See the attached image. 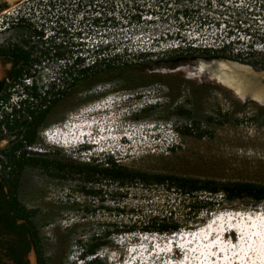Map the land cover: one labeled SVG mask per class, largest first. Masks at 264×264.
Returning a JSON list of instances; mask_svg holds the SVG:
<instances>
[{
	"label": "rangeland",
	"instance_id": "obj_1",
	"mask_svg": "<svg viewBox=\"0 0 264 264\" xmlns=\"http://www.w3.org/2000/svg\"><path fill=\"white\" fill-rule=\"evenodd\" d=\"M51 1L54 2V0H41L38 7L35 5L38 11L35 15L36 18L40 20L47 19L49 15L47 6L49 5L48 2ZM59 1L61 4L56 9H53L52 12L54 14L52 12L51 14L54 18L59 17L64 20V25L60 24L58 26L61 32H63V26L68 27H65L64 30L67 32L65 41L70 50H72L71 46L73 44L83 42L81 39L86 41V39L89 40L90 38H92L94 44L99 42L103 48H108L111 53L124 54L126 52L131 58L133 54L138 52H162L176 46L166 36L174 37L179 34L178 24L170 17L168 21H164L161 18L162 15H170V12L168 13L167 11V8L170 7L166 6L168 3L174 4L172 0H166L167 3L163 0L165 6L161 7V9L159 8L161 4L158 0H137V9L142 12H149V16H145L146 20L143 21L141 19L140 22L129 21L132 13L135 14L130 10L131 5L128 3L130 0H99L103 2V4L100 3L103 7L102 12L105 10L104 13H107L108 17H115L113 24H117V26H110L108 23L103 28L92 27V13L89 11L77 12L75 7H73L75 3L73 0H58V3ZM197 1L205 2V0H194V2ZM216 1L214 0L213 6L217 5ZM258 1L262 2V0ZM221 2H225V4L224 7L219 8L222 12L220 19L228 20L231 28H237L236 23L240 22V20H245L251 25L252 40L249 41V36L246 37L242 31L237 33V30L233 31L235 36H232V38L237 37L241 40V46L239 45L238 49H245L247 45L253 44V51H249V56L244 58L249 59L251 62H259L262 65L261 67H264V53L259 47V44L264 42L262 41L264 39V6L259 11V4L256 5V17H251L246 9H243V6L250 4L252 0H221ZM32 4H27L25 0H21L13 6H9L8 9L2 10L0 12V33L3 34V26L6 24L4 23L2 26L5 12L9 10L11 13L15 12L20 5V12L29 14L30 10H32L31 13H34L35 7L33 8ZM62 4H65L66 7H61ZM113 9L115 11H112ZM110 10L114 13H110ZM152 10H154V13H152ZM169 10L173 12V9ZM83 15L89 22L84 21V24L81 23ZM93 16L97 15L94 14ZM80 28L84 34L78 37ZM188 32H182L181 35L189 40L195 36L193 40L196 42L195 45L199 47L205 45L218 46L220 42L217 38L223 39L227 35L228 29L224 23H221L218 28L211 26L209 29H203V32ZM84 49L87 50V47H84ZM129 58L128 56L127 59ZM164 59L167 61L166 63H162L152 70L147 69L138 73L139 77L151 74L156 75L155 79L147 80L145 83H143V80L140 81L143 87L139 90L109 94L70 113L68 119L72 115L79 113L84 107L100 103V105H104L106 101L109 104L114 103L111 105H113V108H117L109 111L115 112V110H118L117 113L120 118L114 114L110 118L113 120L112 122L115 121L112 126H116L120 133L125 132V129L128 128L133 129L135 128L134 126H139L144 130L143 132L141 131L142 136L139 140H133L132 144L129 142L123 143V146L125 148L130 147V150L123 154L121 160L115 161L120 165L152 173L264 183V105L240 99L233 90L219 83L213 76L200 72L198 70V62L208 63L204 59L177 65L169 62L170 58ZM245 66L251 67L256 72H264L263 68L256 70L251 65ZM57 73L58 65L50 61L38 69L36 80L39 84H45L55 78ZM113 89L116 91L120 87L117 84H102L95 88L97 92L111 91ZM137 92L141 96L139 99ZM86 96L85 91H81L78 99H84ZM111 100L117 101L110 102ZM75 103L76 101H69L61 106L54 114L53 119L63 115ZM156 103L157 107L150 109L152 111L147 114V119L138 120L144 116V110L149 109ZM181 105H186L187 108L193 109L194 115L198 116L199 119L203 120L204 118L205 120L206 116H214L215 120L225 122V124L223 126L217 125L218 123L210 124L209 126L204 124L203 129L208 132L209 137L203 139L181 135L177 131V127L188 124L186 119H181L174 115L166 121V118L172 116L175 108ZM97 117H100V115H97ZM60 126L62 125H53L42 130L39 145L35 146L33 151L41 152L47 148L51 153L62 154L64 159L70 163H93L94 160L90 157L76 155L73 151L63 148L60 144L49 142L46 139L45 133L50 134ZM136 136V139H138V134ZM123 141L125 140L123 139ZM8 144V139L0 141V150L4 149ZM110 147H112V144ZM171 148H173V151H170ZM109 159L115 160L113 157H107L105 160L103 159L104 163L99 164L104 165ZM81 188L99 193V196L88 197L82 193ZM20 197L27 208L39 211L36 217V227L40 232L43 252L45 258L48 259L47 264H87L86 261L94 257L79 258L80 250L75 241L82 238L88 240L93 234L104 231L105 228H100L104 224L125 226L138 224L143 220L146 221L151 216L159 214V208L163 202V196L155 189H143L140 186L128 190L119 189L116 185L109 183L85 186L83 183L74 180H51L40 171L32 170L27 171L23 177ZM258 213L264 214V206L256 209L248 201L234 204L224 203L217 208L216 212L209 216V220H206L205 223L196 228L206 223H211V219L214 220L216 217L222 216L220 222L212 223L213 227L212 225L209 227L210 231L213 228H215V231L220 230L226 224L228 227H241L251 232L256 225H253L252 221V223L250 222L251 216L247 220V218H243V215ZM232 223L235 225H231ZM259 225L264 226L263 224ZM184 232L189 233L192 230H182L180 233ZM235 232L236 230H232L231 232H226V234L233 233L235 237ZM226 234L223 238L227 241L229 239H226ZM141 236L143 237L141 238ZM171 236L141 232L115 235L107 239L110 244L103 247L97 256L104 264H114L116 261H121L125 258L128 245H140L142 243L150 247L151 240L158 242V248L163 251L166 249V241ZM202 239L200 240L202 241ZM187 241L191 242V244H187V246L190 245L191 247L197 243L189 240V238ZM248 243L249 241H247ZM247 244L242 246L240 251H234L227 245V255L231 254L230 260H232L227 264H233L235 262L234 259L241 258V250H246L243 251L244 253L242 252V258H247L251 253L252 255L254 254L252 258L254 256L256 258L254 245H251L252 248H248ZM174 245L176 244L174 243ZM220 247L222 251L225 248L224 244L223 246L220 244ZM215 248L212 250L213 255L211 257L219 258V254H222L217 251L218 248ZM150 250L151 248H149L148 254L151 253ZM173 253L175 258L180 259L183 257V254L180 255L179 249H174ZM145 257L146 254L145 256H139V258ZM156 257L155 253L150 256L153 261ZM158 258L160 259L155 260V264H161L163 258L168 257L163 254L159 255ZM198 260L199 258L194 254L191 258H187L185 264H198ZM209 264L221 263L215 259Z\"/></svg>",
	"mask_w": 264,
	"mask_h": 264
},
{
	"label": "trees",
	"instance_id": "obj_2",
	"mask_svg": "<svg viewBox=\"0 0 264 264\" xmlns=\"http://www.w3.org/2000/svg\"><path fill=\"white\" fill-rule=\"evenodd\" d=\"M224 4L225 2H221L222 7ZM258 4L260 11L264 2L260 3L258 0H252L250 4L243 6V9H246L249 16L256 17ZM85 8L92 13V27L103 28L108 23L110 26H117L113 24L115 17H108V14L104 13L105 10L102 12L101 4L90 3ZM181 9L182 14L187 12V8L184 9L182 6ZM112 11L110 10V13H114ZM94 14L97 16H93ZM84 21L89 22L83 15L82 22ZM221 23H224L228 29L227 35L223 39L217 38L220 44L218 47L211 48L199 47L190 44L191 42L187 43L184 39L167 51H143L133 54L131 58L126 52L111 53L108 48L86 50L83 42L73 44V50H69L65 41L58 43L57 38L52 36L46 39L48 43H51L46 50H38L35 45L32 47L27 55V62L16 71L17 76H24L23 81H17L12 86L14 89L12 98L5 102L0 101V141L9 140L8 146L0 150V190L4 200L0 217L9 216L10 209L16 219H24L30 223L34 229L35 247L41 264H47L48 259L45 258L41 238L36 230V217L39 211L28 210L20 200L23 177L30 170L40 171L46 177L56 181L74 180L85 186L109 183L116 185L119 189L127 190L140 186L143 189H155L163 196L159 214L139 222V225L136 223L125 226L104 224L100 226L105 228L104 231L93 234L88 240L82 238L75 241L80 250L79 258L94 257L87 260V264H104L97 256L98 252L108 246L110 242L107 239L115 235L135 232L174 235L182 230H196L197 226L209 220V216L224 203L248 201L256 209L264 206V183L152 173L120 165L113 159H109L104 165L95 161L88 164L70 163L62 154L51 153L47 148L41 152L33 151L35 146L39 145L41 131L64 123L68 120L70 113L109 94L139 90L143 87L140 81L143 80L145 83L147 80L155 79L156 75L139 77L138 73L147 69L152 70L166 63L164 58H170L169 62L174 65L193 62L197 59L206 61L224 59L251 65L256 70L262 68L264 70L259 62H251L244 58L249 56V51H253V44L247 45L245 49H238L237 47L241 46V40L237 37L232 38L235 36L233 31L237 30V33L242 31L246 37L249 36V41L252 40L251 25L245 20H240L236 23L237 28L234 29L226 19H222ZM65 31L63 29L61 32L59 28H55L53 35L67 34ZM39 34L44 36L42 32ZM82 34L83 32L80 31L78 36L81 37ZM128 56L129 59H127ZM51 60L61 64L58 67V73L55 78L45 84H39L36 73L43 64L46 65ZM102 84H117L120 89L97 92L95 88ZM81 91H85L87 95L84 99H78ZM137 97L138 99L141 97L138 92ZM69 101H76V103L63 115L53 119L56 111ZM153 107L156 108L157 103L144 110V116L138 120L147 119V114ZM174 115L188 121L185 126L177 127V131L181 135L198 139L209 137L208 132L203 129L204 124L208 126L215 123L220 126L225 124L215 120L214 116H206L205 120L199 119L194 115L193 109L187 108L186 105L176 107L172 116L166 118V121ZM170 151H173V148ZM81 189L82 193L88 197L99 196V193L94 191Z\"/></svg>",
	"mask_w": 264,
	"mask_h": 264
},
{
	"label": "flooded vegetation",
	"instance_id": "obj_3",
	"mask_svg": "<svg viewBox=\"0 0 264 264\" xmlns=\"http://www.w3.org/2000/svg\"><path fill=\"white\" fill-rule=\"evenodd\" d=\"M25 1L27 4L33 3L32 4L33 8L35 7V5H37L36 7H38L39 3L41 2V0H25ZM73 1L75 2L73 4V7H75L76 11L80 13L82 11H88V9L85 8L87 4L90 3L103 4V2H100L99 0H84L83 2L82 0H73ZM158 1L161 4V6H159L160 9L161 7L165 6L163 0H158ZM164 1L166 2V0ZM172 2H174V4L168 3V5L166 6V7L168 6L170 7L167 8V11L168 13L170 12V15L172 16H170L169 14L162 15L161 18L164 21H168L170 17V19H173V21L176 24H178L179 34H176L174 37L166 36L167 39L172 41L174 44H178V42H180L181 40L186 39L187 43L191 42L190 44L195 45L196 42L195 40H193L195 36L191 37V39L189 40L188 38L186 37L184 38L181 35L182 32H188L189 30L188 33H192V32L199 33V31L203 32V29L205 28L209 29L211 26L216 28L220 27V25L218 24H220L222 21L220 19L222 16V12L219 10V8L222 7L221 0H217L216 1L217 5L215 6H213L214 0H205L204 3L198 1L194 2V0H172ZM48 3L49 5L47 6V9L49 10L48 12L49 17L47 16V19L44 20H40L39 18H36L35 15L38 13L36 7L34 13H31L32 10H30L31 14L30 13L25 14L20 12L21 10L20 5L18 6V10H15V12L11 13L9 10L8 12H5V14L3 15L4 18L2 19V26L4 23L6 24L3 26V34L0 33V101L1 102H5L9 98H12L14 92L12 86L16 84L17 81H23L24 76L23 77L21 75L17 76L16 71L21 66H23V64L27 62V55L31 52L32 47L34 45L37 47L36 49L38 50L39 49L46 50L48 46L51 45V43H48L46 41L48 36L56 37L58 43H61L66 39L65 34L63 33L53 35L55 28H58L60 24L64 25L63 24L64 20H61L59 17L54 18L52 16V14H54V12H52L53 9L59 7L61 3L60 1L58 3V0H54V2L51 1ZM128 3L131 5L130 10L135 13V14L132 13V16L130 17L129 21L132 22V20H134L135 22H140L141 19L145 21L146 20L145 16L146 17L149 16V12L148 11L142 12L138 10L137 9L138 6L136 7V5L138 4L137 0H130ZM9 6L10 5L7 4L4 5L0 4V9L2 10L8 9ZM173 6L174 8H172ZM182 6L184 9L187 8V12L184 14L180 12L182 11L181 9ZM61 7L65 8L66 5L62 4ZM169 9H173V12L172 10ZM152 13H154V10H152ZM65 27L63 26L62 29H65ZM34 30H36V32ZM80 31H82L81 28L79 32ZM41 32L44 33L43 37L42 35L39 34ZM182 45L184 46V44ZM71 49L73 50L72 46ZM51 61L55 62L58 65V67L61 65L58 64L56 60L55 61L51 60ZM215 61H223V59L208 61V63ZM42 66H44V64ZM3 201L4 200H3L2 192L0 190V213L2 211L1 205ZM27 209L32 210L29 208ZM8 213L9 216H6L4 218L0 217V264H34V263L41 264L39 253L35 247V239L33 235L34 229L30 225V223L27 222L26 220L16 219L14 217L13 212L10 209ZM36 230L38 231V234L40 236V232L37 227Z\"/></svg>",
	"mask_w": 264,
	"mask_h": 264
},
{
	"label": "bare ground",
	"instance_id": "obj_4",
	"mask_svg": "<svg viewBox=\"0 0 264 264\" xmlns=\"http://www.w3.org/2000/svg\"><path fill=\"white\" fill-rule=\"evenodd\" d=\"M5 1L8 4H10V6H13L17 2H20L21 0H5ZM198 70L200 72L208 73L209 75L213 76L219 83H221L222 85H224V86L230 88L231 90H233L236 93V95L239 96L242 100H245L244 91L247 89V87L248 86L254 87L256 85H259V82L257 81V78L260 75H262V74H259V73L255 72L249 66H245V65H242V64H240L238 62H233V61H229V60L228 61L227 60L226 61H224V60L223 61H215V62H209V63L198 62ZM262 77H264V75H262ZM252 99H254L258 103L264 105V86L259 88L258 91L256 93H254V95L252 96ZM111 104H114V103H110L109 104L108 102H106L104 105L103 104L100 105L101 108H96V110H93L94 111L93 115H98L101 112L106 113L109 110L112 111L113 109L117 108V107L113 108V105H111ZM108 105H110V106H108ZM112 121L113 120L110 119L109 121H107L106 125H104L105 122L104 123H96V122H94L91 125L90 124L81 125V127H78L77 129H75V131H73L72 133H69L70 135H68V136H71V135H72V137L74 135L78 136L79 133H80V135H84L85 132H87V131H89V132H87V133H89V135L91 134V135L97 136V137L100 136V135H107L105 139L103 138V140H104L103 142L106 143V145H107V143H110L111 139L114 138L113 135H115V133H120V131H118L116 126L115 127L112 126V125L115 124V121L114 122H112ZM119 129H120V127H119ZM111 134H112V137H110ZM123 139L125 141H127L125 137H123ZM123 139L121 141L120 137H119V143L118 144L123 145V143H125V141H123ZM248 217H250V216L248 215L245 218L248 219ZM250 219L256 226H258V224H263L264 225V220H263L264 219V214H262V217L258 216V214H257V216H255V215L252 216L251 215ZM211 220H210V222H211ZM207 224H205L204 226H202L200 228H197L196 230H193L192 232L198 231L199 229H203L204 227H206ZM211 224H212V222H211ZM247 224H249V223L247 222ZM231 225H235V224L232 223ZM222 226H223V224H222ZM212 227H213V225H212ZM229 228L233 229V230H236V231H242L240 236L242 235V233H245V232L249 233L250 235H251V232H253V235H254V230H255V228H254L253 231L248 232L249 230H245V229H243L241 227L230 226ZM252 228H253V226H252ZM258 228L264 229V226L262 227V226L259 225L257 227V231L259 232V235L264 236V230L262 231V230H259ZM214 229L215 228L211 229L212 236L210 234V229H207L206 232L202 233V236H198V235L194 236L193 234L190 235L189 240H192L193 237H194L195 238L194 242H197L198 241V237H200L199 239L203 238L204 241H203V239H202V241L201 240L200 241H201V243L205 244V246H204L205 249H208V248H210V245L208 244V242H212L214 240V236L217 235L216 237H219L221 234L224 236L226 234V232H231L232 231V230L231 231H227L226 224L222 228H220V230H217L218 232L215 231ZM234 235L236 236V232H235ZM172 236H174V235H172ZM209 236L211 238V239H209L210 241L206 240V239H208ZM234 238L235 237L233 236V233L226 234V239H229L227 241H230V239L233 240ZM223 239H221V240L223 241ZM227 241L224 239V245H226ZM174 243L175 242H173L172 244L174 245ZM233 243L235 244V240H233ZM252 245H254V244H252ZM240 246L236 245L233 248H235L237 251H240V250H238L239 248L242 247V246L241 247ZM213 248H215V247H213ZM244 249H245V247H244ZM173 251L174 250H172L170 254H172ZM217 251L219 253L223 252L222 250L221 251L217 250ZM241 251L243 252V251H246V250H241ZM254 251H255V254H256V258H255V256L253 258H243L244 263L245 264H264V239L263 238L261 239L260 243L254 245ZM206 252H207V258H211V259H209V262L207 264L211 263L212 260L215 261V259H217V258H212L211 257V252H208V250ZM242 252L240 254L241 258H242L243 253H244V252L243 253ZM219 258H224V257L219 254ZM243 260H242V262H243ZM231 261L232 260H230L229 263ZM234 261L235 262H233V264H240V260L234 259ZM135 264H139V261H137V263H135Z\"/></svg>",
	"mask_w": 264,
	"mask_h": 264
},
{
	"label": "water",
	"instance_id": "obj_5",
	"mask_svg": "<svg viewBox=\"0 0 264 264\" xmlns=\"http://www.w3.org/2000/svg\"><path fill=\"white\" fill-rule=\"evenodd\" d=\"M0 4H2V5H4V4L10 5L5 0H0ZM1 11H2V9H0V12ZM233 62H235V61H233ZM257 73L264 75V72H257ZM262 75H260L257 78V81L259 82V85H256L254 87L248 86L247 89L244 91V93H245V96H244L245 97V100L244 101L250 100V101H253V102L258 103L257 101H255L254 99H252V96L254 95V93H256L258 91L259 88H261L262 86H264V77H262Z\"/></svg>",
	"mask_w": 264,
	"mask_h": 264
},
{
	"label": "clouds",
	"instance_id": "obj_6",
	"mask_svg": "<svg viewBox=\"0 0 264 264\" xmlns=\"http://www.w3.org/2000/svg\"><path fill=\"white\" fill-rule=\"evenodd\" d=\"M264 52V50H263ZM124 136H122L123 138ZM127 142V141H125ZM88 146L87 145H84L82 147H80L79 149L76 150V152H74V154L76 155H81V156H84V154H86L84 152V150L87 148ZM91 159H93L95 162H98V163H103L104 160L106 159L107 157V154H102L101 152H94V153H91L90 155ZM104 159V160H103Z\"/></svg>",
	"mask_w": 264,
	"mask_h": 264
},
{
	"label": "built area",
	"instance_id": "obj_7",
	"mask_svg": "<svg viewBox=\"0 0 264 264\" xmlns=\"http://www.w3.org/2000/svg\"><path fill=\"white\" fill-rule=\"evenodd\" d=\"M262 2H264V0H262ZM84 34V33H83ZM82 40V39H81ZM83 41V44L85 45L84 47H87V49H89L90 51H95V50H97V49H99V48H103V46H102V44H99V42L98 43H96V44H94L93 42H92V38H90L89 40L88 39H86V41H84V39L82 40ZM106 41H107V38H106ZM101 43V42H100ZM201 47H207V48H211V47H218V46H214V45H205V46H201ZM259 47L262 49V50H264V43H260L259 44ZM235 53H236V51H235Z\"/></svg>",
	"mask_w": 264,
	"mask_h": 264
}]
</instances>
